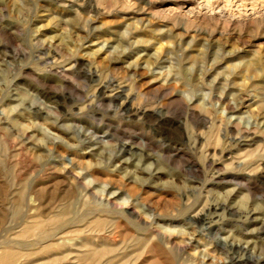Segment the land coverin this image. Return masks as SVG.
<instances>
[{
    "label": "rangeland",
    "instance_id": "1",
    "mask_svg": "<svg viewBox=\"0 0 264 264\" xmlns=\"http://www.w3.org/2000/svg\"><path fill=\"white\" fill-rule=\"evenodd\" d=\"M203 2L0 0V256L10 259L5 264H103L99 258L89 262L82 247L118 246L117 204L103 208L104 203L73 199L80 189L65 181L64 167H95L88 180L97 190L106 187L125 197L132 191L152 215L177 209L183 200L180 171L188 166L179 153L168 155L172 163L158 161L157 146L174 140L195 160L183 123L196 118L220 126L226 144L219 179L203 193L209 201L230 193L231 211L213 229L226 235L209 233L191 214L167 225L193 235V247L206 250L208 264H234L216 247L229 234L231 240L249 238L248 255L264 258V0H209L202 10ZM106 84L117 90L102 94ZM102 97L106 103L98 108ZM133 109L142 116H133ZM70 118L97 129L98 144L78 145L75 134L62 130ZM232 123L237 128L228 127V135L225 127ZM207 127L199 132L207 133ZM145 138L151 148L143 154L152 159L132 165L143 170L150 164L153 178L139 177L143 185L122 180V170L134 171L122 160L106 170L104 160L118 144L134 149ZM252 155L243 168L242 158ZM123 160L134 159L127 154ZM170 180L176 190L166 184ZM254 204L260 208L245 225L236 212L254 210ZM66 208L72 223L86 218L99 224H77L80 234L70 229L40 241L39 234H49L51 222ZM29 221L39 227L22 235ZM107 260L121 264L114 252Z\"/></svg>",
    "mask_w": 264,
    "mask_h": 264
},
{
    "label": "bare ground",
    "instance_id": "2",
    "mask_svg": "<svg viewBox=\"0 0 264 264\" xmlns=\"http://www.w3.org/2000/svg\"><path fill=\"white\" fill-rule=\"evenodd\" d=\"M203 1L204 2L199 5V8L205 10L208 8L209 0ZM126 35L128 36L129 33H126ZM52 59L57 61L55 56L52 57ZM69 62L70 61L65 62L67 67L71 64H68ZM245 68V72L250 70L249 66H246ZM135 71V69L132 70L133 73ZM100 84L101 83H98L96 86H101ZM101 90L102 94L105 93V90L108 91L109 94L115 92L117 89L106 84ZM106 100L107 98L103 99V97L99 99L97 107H102L103 103H106ZM122 100L123 102L121 105L127 100V96H124ZM133 116H142L141 110L133 109ZM63 121L64 122L62 123H67L69 126L62 128V130L64 132L71 131L73 134H75V139L78 145L82 146L84 144L91 143L98 144V131L93 127L90 128V124H88L86 120L70 118ZM206 125H208L207 133L199 132V129L206 127ZM117 127L121 128L120 125ZM122 127L127 126L123 125ZM219 127H217L211 120L207 122L206 120H202L200 118L183 123L186 139L191 144V146L194 147L196 155L198 156L195 160H193V157L186 153L184 149H178L180 145L178 146V143L174 140H172L171 143H169V145L166 147H162L160 145L157 146V150L160 153L157 157L158 161H163V159H165V161L168 163H172L173 160H171L168 155L171 153H175V155L179 153L182 155L180 161L185 158V164L188 166V168H183L180 171V175L182 174L183 177L181 179L183 186V200L182 202H179L177 197L171 196V202L176 203L178 201L180 204L177 209L172 212H168L167 214L162 213L157 216L152 215L145 206L136 203V197L132 191H130L131 193L128 197H125L120 193L115 194L107 192L106 187L98 186L97 190L94 182L88 180V173L92 172V170L95 168L91 165L81 168H63V171L67 175V179H65V181L76 185L80 189V191L73 194V199H79L83 201V203L84 201L99 202L100 204L104 203L103 208H110V205L114 206V204H117V210L115 213L117 217L114 231L117 235V238L119 239L118 246H116V248L113 250L107 249L106 247H103L100 250H96L94 248L90 250V248L85 244L82 248L86 250L84 254L89 262H94L96 258H99V260H104L103 264H110L107 258L108 255L114 252L117 253L119 262L121 264H147L151 260H153L155 264H208L209 256L205 254L206 250H204L202 253H198L196 248L193 247V242L195 241L193 235L191 236L186 232V230L184 231L183 229L179 231L170 229L167 224H173L179 221V217H181L182 214H191L194 216V218L198 216L199 222H203L208 225L209 233H224L220 229H217L216 231L213 229L219 221L220 224H223L222 219L224 214L227 212L230 213L231 211L228 208L227 202L228 198L230 197V193H227L225 195L226 198L222 201H209L207 193L205 194L206 198L203 196L204 190L211 186L215 180L219 179L216 176H219L218 168L221 165L219 163L220 156L225 152L226 147V144L219 137ZM228 127L235 129L237 128V124H227L225 127V132L228 135H231L227 130ZM88 129L90 130L87 131ZM199 141H202V143L200 144ZM61 144L62 146L69 148L66 143L61 142ZM148 148L150 149L151 145L149 140L146 138L144 141H141L134 149L133 147L126 146L125 144H118V146L115 148V151L108 155L107 159L104 160L106 163L105 168L108 170L115 163H119V161L122 160V166H128L134 171L126 172L121 168L122 172H125L121 176V179H128L131 180V182L133 181L143 185V178L139 177L147 174L146 177L150 180L155 176L152 174L155 169L151 171L152 167L149 164L145 169L139 170L138 167L136 168L132 165V163L133 161H136L138 164L142 162H150L152 158L143 154V151L147 150ZM127 154L131 159L134 160H123ZM252 157L253 155L247 156L245 157V160L242 158L241 164L243 168L249 165V163L252 161ZM254 162V164H257L259 161L257 160ZM215 163L217 164L215 165ZM51 165L54 168L58 166V164H56L54 161L51 162ZM171 178L175 179L174 177ZM200 179L201 184L197 186L196 182ZM170 181V183L167 182L166 184L170 185L172 189L176 190V187L174 186L175 180ZM188 190H190V194H188ZM262 204H264V202H262ZM259 208V205H255L254 210L245 209L243 211L236 212V215L239 219H242L245 225H248L250 224L249 220ZM28 211H31L30 206L28 207ZM34 212L36 211L34 210ZM70 212V208H66L63 212H59L54 221L51 222L50 233L39 234L40 241L45 242L50 239L54 240L58 235H61L63 232L70 229H74V231H72L73 233L80 234L82 231H80L81 229L78 228L79 226H77V224H84L85 226L87 224L95 226L99 224L98 220H94L93 222L91 221L89 223L86 218L81 219L77 223H72L71 221L67 220ZM28 218L30 217L28 216ZM30 222L31 221H29V224H26L25 229L22 230V235H28L29 231H33L39 227V224L35 225L32 224L33 222ZM72 224L75 225L73 226ZM261 230H264V224H262ZM84 232L87 233L86 231H83V233ZM254 234L255 233H252L248 236H252ZM210 235L206 234L205 238L212 241L214 243L212 245H215V242L213 241L214 239L213 237H209ZM230 236L231 235L229 234L222 242H216V247L219 248L218 251L221 252L226 261L234 264H258L260 260H264V258H258L255 260L253 257L248 255V247L251 244L249 242V238H242L236 241L234 238H232L233 240L229 239ZM207 246L209 245H204V248ZM261 249L262 248L260 247V250ZM9 260L10 259L8 255L0 256V263L5 264ZM209 264L218 263L210 262Z\"/></svg>",
    "mask_w": 264,
    "mask_h": 264
}]
</instances>
